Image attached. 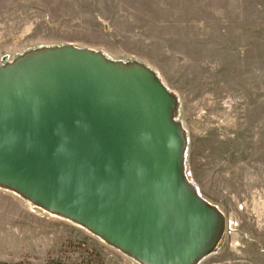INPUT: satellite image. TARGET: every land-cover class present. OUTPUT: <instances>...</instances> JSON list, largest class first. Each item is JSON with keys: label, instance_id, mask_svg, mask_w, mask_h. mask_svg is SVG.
<instances>
[{"label": "rangeland", "instance_id": "1", "mask_svg": "<svg viewBox=\"0 0 264 264\" xmlns=\"http://www.w3.org/2000/svg\"><path fill=\"white\" fill-rule=\"evenodd\" d=\"M63 46L173 94L185 180L221 221L195 264H264V0H0V67ZM0 264L141 263L0 186Z\"/></svg>", "mask_w": 264, "mask_h": 264}, {"label": "water", "instance_id": "2", "mask_svg": "<svg viewBox=\"0 0 264 264\" xmlns=\"http://www.w3.org/2000/svg\"><path fill=\"white\" fill-rule=\"evenodd\" d=\"M174 108L143 65L71 46L22 56L0 67V186L145 264H195L221 221L185 180Z\"/></svg>", "mask_w": 264, "mask_h": 264}, {"label": "bare ground", "instance_id": "3", "mask_svg": "<svg viewBox=\"0 0 264 264\" xmlns=\"http://www.w3.org/2000/svg\"><path fill=\"white\" fill-rule=\"evenodd\" d=\"M200 196V195H199ZM39 206V205H38ZM52 214H53V217L55 216H59V217H64V216H62V215H60V214H58V213H56V212H51ZM65 218V217H64ZM213 240L214 239H211L210 240V243L209 244H211L212 242H213ZM126 254H128V253H126ZM129 255V254H128ZM130 256V255H129ZM132 257V256H131ZM134 258V257H133ZM136 259V258H135ZM139 261V260H138ZM141 264H145L144 262H142V261H139Z\"/></svg>", "mask_w": 264, "mask_h": 264}]
</instances>
